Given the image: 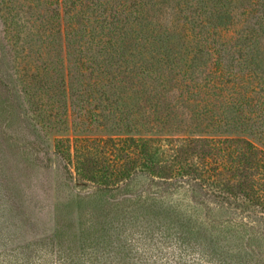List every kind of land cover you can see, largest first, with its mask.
<instances>
[{"label": "trees", "instance_id": "16d2710c", "mask_svg": "<svg viewBox=\"0 0 264 264\" xmlns=\"http://www.w3.org/2000/svg\"><path fill=\"white\" fill-rule=\"evenodd\" d=\"M0 18V60L7 48L21 85L17 92L0 71L2 135L22 114L23 92L38 121L65 132L54 149L77 173L102 178L111 167L117 184L139 168L167 190L186 183L203 191L190 197L209 227L206 251L195 254L182 247L187 233H156L152 213L140 215V226L123 216L103 224L105 244L55 236L0 251V264H232L213 248L216 231L241 236L264 264V148L248 138L264 145V0H0ZM91 120L118 134H66L89 130ZM211 193L228 206L242 198L261 215L209 217ZM141 198L77 207L97 219ZM83 231L98 232L94 224Z\"/></svg>", "mask_w": 264, "mask_h": 264}, {"label": "rangeland", "instance_id": "374dc122", "mask_svg": "<svg viewBox=\"0 0 264 264\" xmlns=\"http://www.w3.org/2000/svg\"><path fill=\"white\" fill-rule=\"evenodd\" d=\"M2 29L0 18V36ZM5 55L0 60V71L8 74L10 83L19 92L21 85L16 79L19 75L18 64L11 60L13 54L10 57L7 48ZM17 92L14 91L16 94ZM20 95L21 99L18 97L22 103L20 118L12 124L8 123L7 128H4L7 130L4 135L0 126V251L35 240L53 241L55 236L61 238L64 243L71 245L76 243L77 246L84 241L91 243L99 241V244H105L107 232L103 230V224L111 222L116 224L120 220H125L123 216H130L133 222L140 226L142 223L138 220L141 218L140 215H148V212L156 216L154 220L156 233L161 231L169 236L173 235V232L187 233L185 238L180 240L185 251L194 250L195 254H198V251L201 253L206 251L207 247L200 243V240L203 241L204 230L209 228L207 221L204 220V208L201 204L196 205L190 197L194 196V201H198V198L203 199V191L196 189L191 191L186 183L179 182L170 185L168 191L157 176L139 168L130 178L117 177V184H111L109 181L111 167L102 178L100 175L85 178L76 172L73 163H67L66 158L55 152V138L63 136L65 132L58 131L55 127L48 128L38 121L33 115V105L26 102L27 96L23 92ZM88 124L90 129L87 131L70 130L66 134L70 136L118 134L116 128L113 131L105 130L97 121L91 120ZM248 138L264 148L256 137ZM113 187L115 188L109 190ZM148 187V190L154 191V195H147ZM138 193L142 200L137 206L118 208L107 217L102 215L97 219L89 217L82 212L83 209L77 207L78 203L88 202L94 205L107 197L118 200L123 197H134ZM158 193L161 195L157 196ZM205 197L214 207V213L209 212V217L211 214L216 217L225 214L236 218L243 216L244 219L252 221L261 215L251 206H246V201L242 198L233 201L231 205L236 206L233 211L229 209L231 205L228 206L222 198L212 193L210 197ZM62 203H71L73 206L69 214L55 210L56 206ZM93 224L98 230L96 234L92 233L89 237L85 231L81 234L82 227L89 226L91 229ZM257 225L264 230L261 224ZM209 233L210 230L206 234ZM238 236L216 231L213 237H210L218 242L213 247L217 253L221 252L224 257L229 256L228 261L231 260L232 264H236V260H241L242 264H259L255 263L252 254L241 242V236ZM210 249L212 247H209ZM237 251L240 253L238 259L235 254Z\"/></svg>", "mask_w": 264, "mask_h": 264}]
</instances>
